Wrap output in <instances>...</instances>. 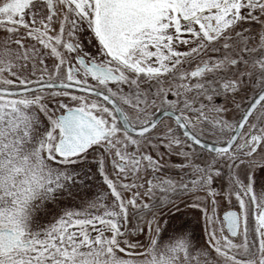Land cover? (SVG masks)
I'll return each mask as SVG.
<instances>
[{
  "label": "snow or ice",
  "instance_id": "6c2138e0",
  "mask_svg": "<svg viewBox=\"0 0 264 264\" xmlns=\"http://www.w3.org/2000/svg\"><path fill=\"white\" fill-rule=\"evenodd\" d=\"M0 264H264V0H0Z\"/></svg>",
  "mask_w": 264,
  "mask_h": 264
}]
</instances>
